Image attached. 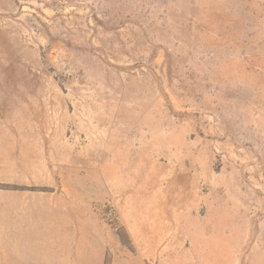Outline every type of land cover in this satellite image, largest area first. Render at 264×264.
Here are the masks:
<instances>
[{
	"label": "rangeland",
	"instance_id": "obj_1",
	"mask_svg": "<svg viewBox=\"0 0 264 264\" xmlns=\"http://www.w3.org/2000/svg\"><path fill=\"white\" fill-rule=\"evenodd\" d=\"M0 264H264V0H0Z\"/></svg>",
	"mask_w": 264,
	"mask_h": 264
}]
</instances>
